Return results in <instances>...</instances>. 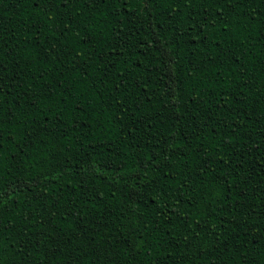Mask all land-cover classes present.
Wrapping results in <instances>:
<instances>
[{
	"label": "trees",
	"instance_id": "trees-1",
	"mask_svg": "<svg viewBox=\"0 0 264 264\" xmlns=\"http://www.w3.org/2000/svg\"><path fill=\"white\" fill-rule=\"evenodd\" d=\"M0 264H264V0H0Z\"/></svg>",
	"mask_w": 264,
	"mask_h": 264
}]
</instances>
